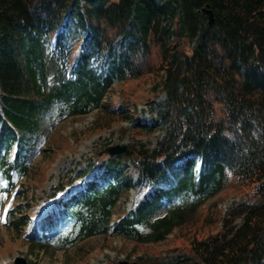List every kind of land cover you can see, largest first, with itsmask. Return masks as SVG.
I'll return each instance as SVG.
<instances>
[{"label": "trees", "instance_id": "trees-1", "mask_svg": "<svg viewBox=\"0 0 264 264\" xmlns=\"http://www.w3.org/2000/svg\"><path fill=\"white\" fill-rule=\"evenodd\" d=\"M64 17L89 28L72 61ZM100 55L109 59L105 75ZM142 76L165 95L150 122L112 96L116 82ZM50 109L58 120L96 110L98 129L128 120L140 133L164 131L152 148L130 146L100 159L104 172L64 201L70 231L63 228L58 246L107 232L163 241L223 189L229 171L254 184L255 200L231 205L206 237L161 256L139 255L137 264H264V0H0V178L8 187L28 168L19 150L12 154L15 144L38 132ZM92 166L88 161L78 174ZM131 187L133 206L109 224ZM27 218L6 222L18 230ZM47 227L45 221L31 247H42Z\"/></svg>", "mask_w": 264, "mask_h": 264}, {"label": "rangeland", "instance_id": "rangeland-1", "mask_svg": "<svg viewBox=\"0 0 264 264\" xmlns=\"http://www.w3.org/2000/svg\"><path fill=\"white\" fill-rule=\"evenodd\" d=\"M82 43L83 41H80L74 50L78 51ZM115 92L123 97V100L130 101L135 111L134 115L142 121H150L155 116L153 111L155 106L149 102L155 100V105L165 97L164 93H160L158 88L152 86L147 76L118 83ZM97 117L104 120L108 116L99 114ZM104 121L107 124V119ZM96 122H98L96 113L60 122L56 118V111L50 109L42 116L40 130L33 135L26 134L21 141L23 150L20 157L26 161L28 171L19 181L16 198L7 203L5 209H15L19 206L20 214L14 211L11 220L26 214L31 217V221L17 231L0 220L1 261L12 260L16 255H22L35 264H114L113 261L125 259L126 256L134 259L139 255H161L174 245H187L193 238L206 237L219 224L218 220L224 217L230 204L252 199V184L235 182L230 178L222 194L207 200L191 219L175 228L162 242L143 244L120 237L99 235L88 238L78 246L60 249L56 243L57 238L68 223L61 218L43 241V247L40 244L31 247L29 236L33 227L39 226L47 213L51 218L59 216L58 210L61 205L57 203L46 206L42 199L46 192H53L51 183H59L67 175L74 177L77 168L83 165L81 161L92 157L105 146L127 144L136 149L141 146L150 148L163 133L161 129L152 134L140 133L128 120L109 123L105 129L95 128ZM126 160L130 167V158ZM130 198L131 196L119 205L116 214L128 206ZM169 208V204L164 202L163 212L166 213ZM211 221H214V226Z\"/></svg>", "mask_w": 264, "mask_h": 264}, {"label": "water", "instance_id": "water-1", "mask_svg": "<svg viewBox=\"0 0 264 264\" xmlns=\"http://www.w3.org/2000/svg\"><path fill=\"white\" fill-rule=\"evenodd\" d=\"M208 15V22L211 23L213 20V13L208 5L203 7L202 9ZM126 149V145H114L110 147H106L103 151L108 152L109 154H119L122 153ZM14 264H32L26 261L25 258L18 256L15 258Z\"/></svg>", "mask_w": 264, "mask_h": 264}]
</instances>
